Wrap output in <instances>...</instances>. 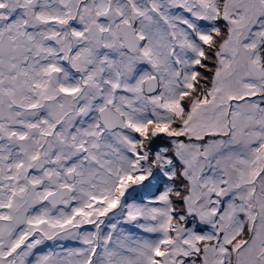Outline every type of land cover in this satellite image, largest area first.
<instances>
[{
	"label": "snow or ice",
	"instance_id": "snow-or-ice-1",
	"mask_svg": "<svg viewBox=\"0 0 264 264\" xmlns=\"http://www.w3.org/2000/svg\"><path fill=\"white\" fill-rule=\"evenodd\" d=\"M0 264H264V0H0Z\"/></svg>",
	"mask_w": 264,
	"mask_h": 264
}]
</instances>
